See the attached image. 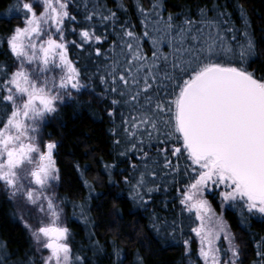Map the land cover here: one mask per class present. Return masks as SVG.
Masks as SVG:
<instances>
[{
	"label": "snow or ice",
	"instance_id": "1",
	"mask_svg": "<svg viewBox=\"0 0 264 264\" xmlns=\"http://www.w3.org/2000/svg\"><path fill=\"white\" fill-rule=\"evenodd\" d=\"M0 4V16L20 21L0 34V198L29 245L21 258L0 237V264H96L101 253L128 264L116 239L108 254L97 238L92 166L74 159L84 195H62V145L42 131L83 95L109 121L111 159L96 163L148 213L164 247L182 246L186 264H264V235L247 227L264 223V29L257 39L247 0H194L179 12L167 0ZM69 204L87 249L68 224ZM229 211L249 241L237 238ZM113 216L122 219L119 209ZM146 259L137 251L135 264Z\"/></svg>",
	"mask_w": 264,
	"mask_h": 264
},
{
	"label": "trees",
	"instance_id": "2",
	"mask_svg": "<svg viewBox=\"0 0 264 264\" xmlns=\"http://www.w3.org/2000/svg\"><path fill=\"white\" fill-rule=\"evenodd\" d=\"M193 2L194 0H167L169 11L173 12H179L185 4H192ZM246 7L251 15L257 39H259L261 30L264 29V0H247ZM4 11L3 4H0V12ZM19 22V20L9 22L6 17L0 16V34H4L12 24ZM260 66L259 64L255 65V67ZM79 100V104L69 102L61 109L59 119L50 120L42 130L46 136L50 135L62 145L58 158L63 173L64 190L61 194L72 201L83 198L84 193L78 191L79 184L73 172L72 164L74 159L90 164L93 171L88 178L90 181L99 179L100 184L96 191L101 194V199L92 202V207L95 210L91 215L95 219L97 238L106 252L111 254L110 241L116 239L126 253L128 264H135L137 251L147 258L146 264H186L183 259L182 246L164 247L157 240L147 227L148 213L135 207L127 199L124 186L121 184L118 187H112L108 184L106 174H102V166L97 164L96 160L100 157H104L105 160L111 159L107 155L109 151V121L105 116L102 104L93 97L83 95ZM91 150H95L94 156L83 160L84 154ZM115 179L119 180L120 178L116 176ZM121 191L125 192L123 198L114 199L117 193ZM117 209L122 213V219L113 216ZM217 210L219 211V209ZM9 213V206L0 198V237L9 240L11 249L14 252L19 251L20 257L23 258L24 252L29 247L28 236L22 225L14 221ZM65 213L77 244H83L84 248L87 249L86 227L82 222L73 218L71 204L65 209ZM226 218L240 240L249 241L247 227H250L251 232L258 236L264 235V223L253 220L249 226H242L238 217L231 211L226 213ZM116 222L120 225L119 229L112 227L113 223ZM120 236H123L124 239L120 240ZM142 244L148 245V247L145 248ZM248 250H252L251 244H249ZM88 255L92 256V253L89 252ZM93 259L96 260V264H111L108 257L103 253L93 257Z\"/></svg>",
	"mask_w": 264,
	"mask_h": 264
}]
</instances>
